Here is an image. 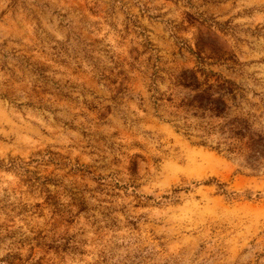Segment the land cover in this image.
I'll return each instance as SVG.
<instances>
[{"label":"rangeland","instance_id":"obj_1","mask_svg":"<svg viewBox=\"0 0 264 264\" xmlns=\"http://www.w3.org/2000/svg\"><path fill=\"white\" fill-rule=\"evenodd\" d=\"M200 38L264 134V0H0V264H264V161L175 106Z\"/></svg>","mask_w":264,"mask_h":264},{"label":"trees","instance_id":"obj_2","mask_svg":"<svg viewBox=\"0 0 264 264\" xmlns=\"http://www.w3.org/2000/svg\"><path fill=\"white\" fill-rule=\"evenodd\" d=\"M195 47L198 68L183 69L174 76V86L178 88L179 93V101L175 106L183 110L185 114L202 120L208 119L209 127L202 125L204 131H206L205 128L212 130L218 127L222 133L226 134V138L232 139V148L233 144L238 143L246 151L249 164L254 167L259 166L264 161V134L252 130L244 119L237 116L229 117L228 114L230 110L228 101L235 102L242 96L240 86L231 79L202 66L205 63L204 59L211 56H203L210 48L201 38L196 41ZM213 52L215 56L212 57L219 64L232 59L230 52L218 53L214 50ZM198 73L202 78L198 76ZM218 118L221 122L212 125L211 119Z\"/></svg>","mask_w":264,"mask_h":264}]
</instances>
